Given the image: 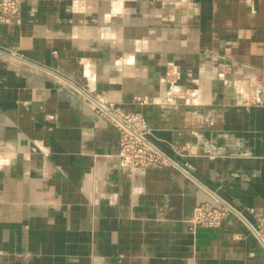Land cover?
Listing matches in <instances>:
<instances>
[{
    "label": "crops",
    "instance_id": "obj_1",
    "mask_svg": "<svg viewBox=\"0 0 264 264\" xmlns=\"http://www.w3.org/2000/svg\"><path fill=\"white\" fill-rule=\"evenodd\" d=\"M0 24V264H264V0H22ZM99 101L172 167L118 168ZM225 207L218 229L196 207Z\"/></svg>",
    "mask_w": 264,
    "mask_h": 264
},
{
    "label": "built area",
    "instance_id": "obj_2",
    "mask_svg": "<svg viewBox=\"0 0 264 264\" xmlns=\"http://www.w3.org/2000/svg\"><path fill=\"white\" fill-rule=\"evenodd\" d=\"M21 3L22 0H0V24L18 23ZM92 107L94 113L107 121L117 133L118 149L115 160L120 170L136 172L173 166L169 159L146 142L149 128L141 113H126L117 105L104 101L96 102ZM227 213L225 207L213 204L199 205L194 209L189 221L190 228L218 229ZM252 231L264 246L263 216Z\"/></svg>",
    "mask_w": 264,
    "mask_h": 264
}]
</instances>
